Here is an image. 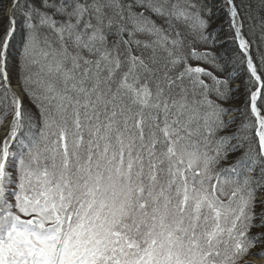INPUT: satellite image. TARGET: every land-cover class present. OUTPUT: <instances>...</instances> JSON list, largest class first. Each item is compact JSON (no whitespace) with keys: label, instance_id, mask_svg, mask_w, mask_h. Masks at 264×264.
Returning <instances> with one entry per match:
<instances>
[{"label":"snow or ice","instance_id":"1","mask_svg":"<svg viewBox=\"0 0 264 264\" xmlns=\"http://www.w3.org/2000/svg\"><path fill=\"white\" fill-rule=\"evenodd\" d=\"M0 21V264H264V0Z\"/></svg>","mask_w":264,"mask_h":264},{"label":"trees","instance_id":"2","mask_svg":"<svg viewBox=\"0 0 264 264\" xmlns=\"http://www.w3.org/2000/svg\"><path fill=\"white\" fill-rule=\"evenodd\" d=\"M0 22H2V21H0ZM220 23V21L218 20L217 21V24H219ZM243 92V88L241 89V93ZM238 106H240L239 104H238ZM254 264H256V263H254Z\"/></svg>","mask_w":264,"mask_h":264},{"label":"rangeland","instance_id":"3","mask_svg":"<svg viewBox=\"0 0 264 264\" xmlns=\"http://www.w3.org/2000/svg\"><path fill=\"white\" fill-rule=\"evenodd\" d=\"M254 263L258 264V262H255V261H254Z\"/></svg>","mask_w":264,"mask_h":264}]
</instances>
